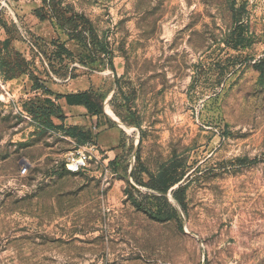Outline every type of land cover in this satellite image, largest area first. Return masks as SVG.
Wrapping results in <instances>:
<instances>
[{"label": "rangeland", "instance_id": "rangeland-1", "mask_svg": "<svg viewBox=\"0 0 264 264\" xmlns=\"http://www.w3.org/2000/svg\"><path fill=\"white\" fill-rule=\"evenodd\" d=\"M262 56L264 0H0V264H264ZM72 76L122 131L115 154L98 144L119 173L69 174L84 145L24 110ZM171 164L183 230L128 196Z\"/></svg>", "mask_w": 264, "mask_h": 264}, {"label": "trees", "instance_id": "trees-1", "mask_svg": "<svg viewBox=\"0 0 264 264\" xmlns=\"http://www.w3.org/2000/svg\"><path fill=\"white\" fill-rule=\"evenodd\" d=\"M41 12L42 10H37L34 15L40 16ZM234 12L237 16L238 11H236L235 8ZM71 37L83 41L80 35ZM85 44L100 50L103 54L108 53L111 57V53L109 52L110 46L107 41H100L93 35L91 40L88 42L85 41ZM62 50L69 56H73L65 45H62ZM19 60L22 62L21 58H19ZM109 60L112 62L111 58ZM249 62L255 70L264 73V56L259 59H250ZM112 68H114L113 65ZM76 78L77 76H72L71 79ZM55 98L57 102L52 103V109H46L41 105L36 103L30 104L29 102L24 105V110L39 121L38 131L43 134L48 129L53 128L64 132L67 138L75 140L81 145H85L89 142L97 144L98 135L94 134L91 129L87 127L67 126L65 123L66 116L63 111V105L60 103V101L64 100V104L67 106H84L88 110L90 116L103 117L102 115L104 112L102 111L101 105L96 102L92 91L67 95L57 93ZM55 120H58L59 123H56ZM132 124H138V122L135 121ZM110 125L112 127L117 126L115 124ZM117 159L118 156L114 159H110L109 162V167L113 173H119L120 170V167L115 165ZM143 170L148 177L147 181H145L144 177L137 178L133 174L135 182L142 188L138 191L131 190L128 193L133 205L158 222H177L179 228L183 230L181 218L183 215L188 214V205L186 202V188L184 186L182 174L179 173V168L175 164H171L162 167L157 173H151L147 169ZM66 172L75 174L67 169Z\"/></svg>", "mask_w": 264, "mask_h": 264}, {"label": "crops", "instance_id": "crops-1", "mask_svg": "<svg viewBox=\"0 0 264 264\" xmlns=\"http://www.w3.org/2000/svg\"><path fill=\"white\" fill-rule=\"evenodd\" d=\"M78 79L79 78L73 79L67 88H65L64 92L57 93L67 95L90 91L91 85L86 81H82L81 83ZM63 111L66 116L65 123L67 126L87 127L91 129L94 134H96L95 131L97 132L99 129L100 132L97 133V135H99V139L97 137V144L112 149L110 154H115L113 149L119 147L122 141V131L118 126H104L102 122L103 117L90 116L88 110L84 106H67L63 108Z\"/></svg>", "mask_w": 264, "mask_h": 264}, {"label": "built area", "instance_id": "built-area-1", "mask_svg": "<svg viewBox=\"0 0 264 264\" xmlns=\"http://www.w3.org/2000/svg\"><path fill=\"white\" fill-rule=\"evenodd\" d=\"M110 159L98 144L89 142L73 153L67 160L66 169L71 173H79L87 168L94 167L105 176L109 173ZM31 164L23 160L21 163V174L26 175L31 170Z\"/></svg>", "mask_w": 264, "mask_h": 264}]
</instances>
